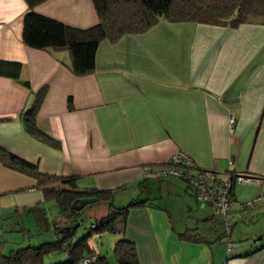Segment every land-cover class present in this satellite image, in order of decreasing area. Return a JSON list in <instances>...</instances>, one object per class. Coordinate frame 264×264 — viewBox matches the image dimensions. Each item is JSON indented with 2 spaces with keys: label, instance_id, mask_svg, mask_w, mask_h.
<instances>
[{
  "label": "crops",
  "instance_id": "1",
  "mask_svg": "<svg viewBox=\"0 0 264 264\" xmlns=\"http://www.w3.org/2000/svg\"><path fill=\"white\" fill-rule=\"evenodd\" d=\"M26 10L25 0H0V148L41 172L76 176L79 188L112 190L113 200L128 188L137 192L121 202L150 197L126 213L125 236L135 242L141 264H264V23L160 19L114 42L102 39L94 70L75 75L66 49L24 43ZM34 10L80 28L98 20L92 0H43ZM18 80H28L29 88ZM44 85L36 122L59 140L57 147L32 136L24 125L23 112ZM177 150L190 155L192 172L203 168L221 177L255 178L233 180V203L222 222L184 179L156 174ZM35 184L30 175L0 161L4 249L42 239L36 219H42L40 206L49 201ZM171 195L182 197L188 216L176 215ZM240 200L252 203L241 206ZM200 222L212 229L203 232ZM226 225L239 239L252 236L255 242L225 252L218 241L228 232ZM117 238L105 232L93 239L110 264H119L112 252Z\"/></svg>",
  "mask_w": 264,
  "mask_h": 264
},
{
  "label": "trees",
  "instance_id": "2",
  "mask_svg": "<svg viewBox=\"0 0 264 264\" xmlns=\"http://www.w3.org/2000/svg\"><path fill=\"white\" fill-rule=\"evenodd\" d=\"M25 1L27 10L22 28L24 43L34 48L66 49L75 75H85L94 70L95 53L102 39L114 42L123 34L145 31L160 19L223 26H237L243 22L264 23V0H92L98 20L85 28L36 12L34 6L43 0ZM3 63L4 61H0V65ZM14 75L18 77L17 69ZM18 81L29 88L28 80ZM46 91L47 86L44 85L34 93L31 104L23 112V120L29 134L57 147L59 140L41 129L36 122V113ZM0 161L7 167L33 177L35 185L42 190L43 200H54L58 209L56 214L49 217L47 204L46 207L40 206L42 219H36V235H41V238L48 235L46 240L41 242V239L37 244L27 242L25 246L18 245L20 241L6 249L3 248L4 241H0V264H44V255L63 250L66 251V256L57 258L62 261L56 260L50 264H79L90 256H94L91 264H110L107 256L98 252L93 245V239L105 232L119 235L112 247L119 264H141L135 242L125 236L126 213L131 207L147 203L151 200L150 197L133 198L123 206H114L112 190L79 188L74 181L76 176L41 172L36 164L2 148ZM233 175L230 173L231 178ZM89 197L107 202L109 208L106 214L91 221L87 232L80 234L78 227L82 222L81 212L93 202L80 205Z\"/></svg>",
  "mask_w": 264,
  "mask_h": 264
},
{
  "label": "built area",
  "instance_id": "3",
  "mask_svg": "<svg viewBox=\"0 0 264 264\" xmlns=\"http://www.w3.org/2000/svg\"><path fill=\"white\" fill-rule=\"evenodd\" d=\"M232 122L231 117V125ZM193 166L190 155L183 150H177L166 161V168L157 170L156 174L159 176L174 175L184 179L198 201L209 203L213 207L214 213L223 216L227 215L233 203L230 194L233 180L238 177L242 182H255V178L252 176L242 174L233 175V178L228 175L224 178L213 170L198 169L196 172H192ZM251 203L249 201L240 205L247 206ZM226 230H228L227 225ZM93 258L94 256L86 257L79 264H91Z\"/></svg>",
  "mask_w": 264,
  "mask_h": 264
},
{
  "label": "rangeland",
  "instance_id": "4",
  "mask_svg": "<svg viewBox=\"0 0 264 264\" xmlns=\"http://www.w3.org/2000/svg\"><path fill=\"white\" fill-rule=\"evenodd\" d=\"M240 173V172H239ZM243 175H245V173H243ZM169 176V175H168ZM167 177V176H166ZM169 177H174V175H170ZM225 178V177H224ZM177 179H179L180 180V178H177ZM180 181H182V180H180ZM157 182H159L156 178H153V180L151 181V186L152 185H154L155 184V186L157 185ZM183 182V185H184V181H182ZM235 182H237V183H241L242 181H239V179H238V177H236V179H235ZM245 183H251V182H245ZM236 185H239V184H236ZM155 186H153L152 187V190H153V192L154 193H156V191L158 190ZM138 187V186H137ZM136 189H134V188H128V189H126V190H124V191H119V192H117L116 193V195H115V199L113 200V205L114 206H123L124 204H126L127 203V201H120L121 200V198H123L124 196H127V197H129V196H135V194H136ZM142 196L144 195L143 193L141 194ZM130 198V197H129ZM181 198L182 197H176V196H173V195H171V198H170V200H173V203H174V207H175V209H176V215H181V216H188L187 215V209L186 208H183V204H182V200H181ZM130 200V199H129ZM252 200V199H251ZM250 200H240V204H242V203H246V202H249ZM48 204H47V207H46V211L48 212V214H49V216H53L54 214H56V212H57V206H56V203H55V201L54 200H49V202H47ZM108 207H109V204L107 203V202H103V201H95V202H93V203H91L89 206H86L83 210H82V212H81V224L79 225V227H78V233H80V234H84L85 232H87L88 231V229L90 228V223H91V221L95 218V217H97L98 215H99V212L103 209V208H105V209H108ZM180 208H182V210L180 209ZM217 217H218V222L220 221V222H222L223 220H224V217L222 216V215H217ZM178 219V218H177ZM176 219V220H177ZM261 221V220H260ZM239 223H241V222H239ZM249 222H247L246 224H248ZM255 223L254 222H252V223H250V224H248L250 227L252 226V225H254ZM199 225H200V227H201V230L204 232V231H206V230H208V229H212V227H210V226H208V225H204V224H202L201 222L199 223ZM224 226V225H223ZM238 226L239 227H246V225L244 226V225H240V224H238ZM259 226V224H257L256 225V227H258ZM218 228V230L219 231H221L222 229H219V227H220V224H218V226H217ZM223 232H224V228H223ZM225 233V236H223V237H221L220 239H219V241H218V245H219V243L220 244H222L223 245V247L225 248V252H226V248L227 247H229L230 249H232V246H234V245H236V246H238L239 244H241L242 242H251V244H253L254 242H255V240H254V238L255 237H252V236H250V237H248L249 239H247L246 237H242V238H240L239 239V237H238V235H234L233 233H232V230H230V232H229V230H228V232H227V234L228 233H230V234H232L231 236L230 235H228L227 236V234H226V232H224ZM5 235H6V237L8 236V237H10V235H12V233H10V232H6L5 233ZM45 238H49V236L48 235H44V236H42V240H41V242L42 241H44V239ZM46 240V239H45ZM40 242V241H39ZM216 243V242H215ZM239 243V244H238ZM28 243H27V241H26V239H24V240H22L18 245H20V246H25V245H27ZM37 244V243H36ZM62 254L63 255H65L66 256V251L65 250H63V251H57V252H53V253H49V254H46V255H44L45 257H44V264H50L51 262H54V261H56L57 260V262H59V261H62V259H57V258H59L60 256H62ZM64 260V259H63Z\"/></svg>",
  "mask_w": 264,
  "mask_h": 264
},
{
  "label": "water",
  "instance_id": "5",
  "mask_svg": "<svg viewBox=\"0 0 264 264\" xmlns=\"http://www.w3.org/2000/svg\"><path fill=\"white\" fill-rule=\"evenodd\" d=\"M96 199H97L96 197H89V198H86V199L81 203L80 207L83 206V205L86 204V203L95 202Z\"/></svg>",
  "mask_w": 264,
  "mask_h": 264
}]
</instances>
